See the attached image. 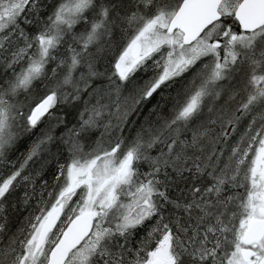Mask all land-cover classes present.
<instances>
[{"label":"snow or ice","instance_id":"obj_1","mask_svg":"<svg viewBox=\"0 0 264 264\" xmlns=\"http://www.w3.org/2000/svg\"><path fill=\"white\" fill-rule=\"evenodd\" d=\"M0 264H264V0H0Z\"/></svg>","mask_w":264,"mask_h":264}]
</instances>
